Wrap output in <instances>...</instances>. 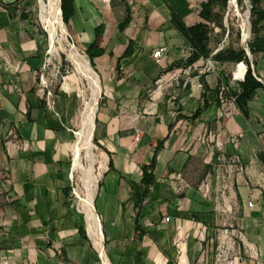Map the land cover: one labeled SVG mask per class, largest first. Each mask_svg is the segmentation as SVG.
<instances>
[{
	"label": "crops",
	"instance_id": "crops-1",
	"mask_svg": "<svg viewBox=\"0 0 264 264\" xmlns=\"http://www.w3.org/2000/svg\"><path fill=\"white\" fill-rule=\"evenodd\" d=\"M33 1L0 0V264H264V89L224 107L239 63H185L206 0H75L64 25L87 58L101 31L84 109L75 73L39 86Z\"/></svg>",
	"mask_w": 264,
	"mask_h": 264
},
{
	"label": "rangeland",
	"instance_id": "rangeland-1",
	"mask_svg": "<svg viewBox=\"0 0 264 264\" xmlns=\"http://www.w3.org/2000/svg\"><path fill=\"white\" fill-rule=\"evenodd\" d=\"M58 6L60 8V2L58 3ZM28 8L30 12V17L27 21H25V24L29 25L31 28H36L39 33L44 36L46 45H50L49 34L45 28L44 22V19L47 17L48 11L47 0H34L33 3L28 6ZM60 19L62 20V18ZM223 25L225 28L224 31L221 30L219 27L215 26L214 24H210L211 28H213L212 33L210 35V46L211 48H213V50H219L225 47H232L235 49L241 47L244 49H248L247 43L251 39V33L249 3L247 0H244L242 6H239L236 0L229 1V6L224 14ZM62 26L65 31H62L61 27L57 26L58 29L54 38V47L53 49L50 48L51 51H48V55L46 56V58L50 61V70L48 68L42 69L41 74L38 77L39 86L41 89H43V84L45 83L50 88V92L52 94L51 97H53L56 88H58L59 84L62 83V80L66 79L68 81V78L65 76L64 73L69 72V75L75 73V76H77L76 82H78V84L79 82H82V84H79L80 87L78 88V92L81 95L79 99L81 109H84L85 104L89 106L92 101L90 95V82H92L93 79L82 75L86 70L84 68L89 69V67L87 66L88 58L86 57L84 52L78 48L76 42L68 34L64 23L62 24ZM250 58L252 59V56ZM84 65L86 67H84ZM228 76L230 77L231 75ZM47 90V88L44 89L45 95L47 93ZM80 117L81 116L79 115L78 118ZM89 141L91 142V138H89ZM90 142L88 143L92 144V142ZM90 151V149L87 150L88 154L90 153ZM82 154L84 155L83 152ZM97 154H99V152H97Z\"/></svg>",
	"mask_w": 264,
	"mask_h": 264
},
{
	"label": "trees",
	"instance_id": "trees-1",
	"mask_svg": "<svg viewBox=\"0 0 264 264\" xmlns=\"http://www.w3.org/2000/svg\"><path fill=\"white\" fill-rule=\"evenodd\" d=\"M74 1L75 0H60L61 18L64 24L68 23L70 17L74 13ZM229 1L230 0H206L202 3L199 16L204 22L197 23L186 28L185 33L190 43L196 48V50L192 51L185 63L192 64L199 58L208 57L209 55L218 59H227V61L235 62L237 64L240 62L245 63L247 70L244 76V81L240 84L241 92L235 99V104H237L239 108L243 110L244 107H246L247 102L253 97L255 91L257 89H264V84L254 76L250 58L247 56L244 48L240 47L235 49L232 47H225L217 50L216 53H214L213 48L210 46V35L213 30L210 24H214L223 31L225 30L223 18L229 6ZM236 1L239 6H242L244 3V0ZM247 1L249 3L251 33V39L247 43V47L250 55L252 56V63L255 64L258 56L261 55L264 57V0ZM126 13L129 14V10L127 8ZM27 16L28 15H23L25 18ZM100 32L101 31H98L97 29L95 40L86 47V53L91 63H93L94 56L101 52L99 49V38L101 36ZM220 86L221 84L219 85V88ZM197 114L198 111H196L192 117H196ZM161 147L162 142H158L153 151V160L154 156L159 151V149H161ZM152 168V164L147 167H143V178L145 184H150L153 182Z\"/></svg>",
	"mask_w": 264,
	"mask_h": 264
},
{
	"label": "built area",
	"instance_id": "built-area-1",
	"mask_svg": "<svg viewBox=\"0 0 264 264\" xmlns=\"http://www.w3.org/2000/svg\"><path fill=\"white\" fill-rule=\"evenodd\" d=\"M165 51H166V47H161L159 49H156L153 52L152 57L155 59V61L157 63L160 62V60L163 56V53ZM245 51H246L247 56L250 58L251 55L249 53V50L247 48H245ZM241 66L243 67L242 73L240 72ZM211 68H212L211 65L208 64L207 70H209ZM246 70H247V67L240 62L237 65L236 70L230 74L231 76L229 77L228 84H227V82H221V86L219 88V96L221 98L222 105L224 107H226V106L228 107L230 104H235V99L238 96V94L241 92V85L240 84L244 81V76H245ZM42 78H43V76H42ZM42 78H41V80H42ZM46 88L48 89V86L44 83L43 89H46ZM51 95H52L51 92L49 90H47V93H46L47 98H50ZM74 194H76L75 191H74ZM248 205L251 206L252 203L248 202ZM170 220H171L170 217L165 218L166 222H169ZM5 235H6V232L1 228V220H0V238L4 237ZM182 242H184V240H182ZM105 260L106 259L103 260V264H105ZM75 264H77V263H75ZM258 264H262V262L258 261Z\"/></svg>",
	"mask_w": 264,
	"mask_h": 264
},
{
	"label": "bare ground",
	"instance_id": "bare-ground-1",
	"mask_svg": "<svg viewBox=\"0 0 264 264\" xmlns=\"http://www.w3.org/2000/svg\"><path fill=\"white\" fill-rule=\"evenodd\" d=\"M60 2V0H47L48 3V11H47V17L44 19L45 22V28L49 34V44H50V48L53 49L54 47V38H55V34L57 32V26L61 27L62 31H65L62 24V20L60 19L61 17V12H60V8L58 6V3ZM59 16V17H58ZM58 17V18H57ZM60 29V28H59ZM85 64V63H84ZM82 65V64H81ZM88 66V65H87ZM80 67V66H79ZM83 67V66H82ZM81 68V67H80ZM85 69V68H84ZM90 69V68H89ZM91 71V70H90ZM92 72V71H91ZM241 73L243 72V67L241 66ZM93 73V72H92ZM91 74V73H90ZM84 75V74H83ZM91 76V75H90ZM90 78V77H89ZM94 79V78H93ZM95 80V79H94ZM95 86V85H93ZM81 136V135H80ZM80 151V150H79ZM78 152V151H77ZM75 155V154H74ZM76 193V192H75ZM105 264H108L105 261Z\"/></svg>",
	"mask_w": 264,
	"mask_h": 264
},
{
	"label": "water",
	"instance_id": "water-1",
	"mask_svg": "<svg viewBox=\"0 0 264 264\" xmlns=\"http://www.w3.org/2000/svg\"><path fill=\"white\" fill-rule=\"evenodd\" d=\"M60 12H61V9H60Z\"/></svg>",
	"mask_w": 264,
	"mask_h": 264
}]
</instances>
